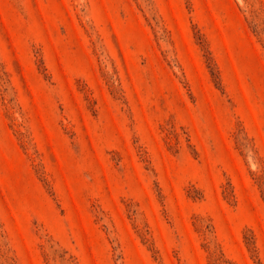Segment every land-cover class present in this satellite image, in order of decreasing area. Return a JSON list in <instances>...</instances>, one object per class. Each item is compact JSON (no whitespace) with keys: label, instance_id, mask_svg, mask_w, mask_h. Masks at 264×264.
Here are the masks:
<instances>
[{"label":"rangeland","instance_id":"374dc122","mask_svg":"<svg viewBox=\"0 0 264 264\" xmlns=\"http://www.w3.org/2000/svg\"><path fill=\"white\" fill-rule=\"evenodd\" d=\"M0 264H264V0H0Z\"/></svg>","mask_w":264,"mask_h":264}]
</instances>
